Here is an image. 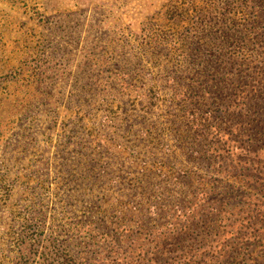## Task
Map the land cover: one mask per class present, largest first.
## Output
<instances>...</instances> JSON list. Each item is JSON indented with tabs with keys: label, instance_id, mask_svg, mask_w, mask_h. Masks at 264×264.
<instances>
[{
	"label": "rangeland",
	"instance_id": "obj_1",
	"mask_svg": "<svg viewBox=\"0 0 264 264\" xmlns=\"http://www.w3.org/2000/svg\"><path fill=\"white\" fill-rule=\"evenodd\" d=\"M248 7L0 0V264H253L216 250L248 214L245 197L264 195L201 163L207 146L196 154L186 127L214 124L200 72L221 76L213 45L197 44L242 38ZM214 192L234 200L223 222Z\"/></svg>",
	"mask_w": 264,
	"mask_h": 264
},
{
	"label": "trees",
	"instance_id": "obj_2",
	"mask_svg": "<svg viewBox=\"0 0 264 264\" xmlns=\"http://www.w3.org/2000/svg\"><path fill=\"white\" fill-rule=\"evenodd\" d=\"M245 1L249 6L245 12L250 17V26L243 31L242 38L209 44L200 41L197 44L199 51L206 45H213L211 50H215L214 59L207 58V62L209 66L214 65L221 76H209V69L200 72L201 75H207L204 81L211 88L210 101L205 103V107L212 108L213 112H209L206 120L214 124L206 125L204 119L198 124L188 118L186 127L191 131L194 129L193 133L197 136L195 142L199 147L196 154L206 153L201 163H206L215 174L225 178L237 179L242 176L264 195V0ZM259 29L260 32H257ZM230 46L234 52L227 56ZM209 127L213 129L212 132L207 130ZM228 142H234L233 152L236 155L223 154V147ZM201 145L207 146L206 150L201 152ZM217 182L215 178L214 183ZM212 198L217 218L223 222L219 216L222 207L234 201L232 195L214 192ZM243 203L249 209L248 214L240 217L239 213V219L224 225L230 230L225 237V233L221 235L224 237L223 248H215L216 258H236L242 253L248 254L253 264H264V202L247 196ZM236 221L239 223L238 231L233 230ZM23 225L27 228L31 226L27 222ZM246 229L251 231L243 232ZM35 236L33 244L39 241L40 233H35ZM181 258L184 261L178 264H204L208 261H196L185 254ZM209 261L215 263L213 259ZM41 264H47L46 260Z\"/></svg>",
	"mask_w": 264,
	"mask_h": 264
}]
</instances>
